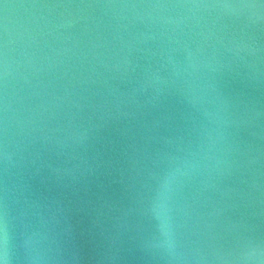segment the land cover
Listing matches in <instances>:
<instances>
[{"label": "water", "instance_id": "water-1", "mask_svg": "<svg viewBox=\"0 0 264 264\" xmlns=\"http://www.w3.org/2000/svg\"><path fill=\"white\" fill-rule=\"evenodd\" d=\"M0 264H264V0H0Z\"/></svg>", "mask_w": 264, "mask_h": 264}]
</instances>
